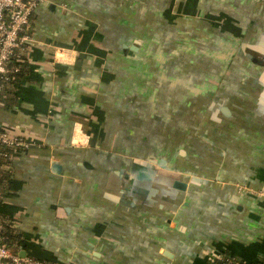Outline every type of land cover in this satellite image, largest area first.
Returning <instances> with one entry per match:
<instances>
[{
    "label": "crops",
    "instance_id": "crops-1",
    "mask_svg": "<svg viewBox=\"0 0 264 264\" xmlns=\"http://www.w3.org/2000/svg\"><path fill=\"white\" fill-rule=\"evenodd\" d=\"M32 19L0 91V130L29 144L0 165L20 255L264 260V0H45ZM155 117L178 155L142 140Z\"/></svg>",
    "mask_w": 264,
    "mask_h": 264
},
{
    "label": "built area",
    "instance_id": "built-area-1",
    "mask_svg": "<svg viewBox=\"0 0 264 264\" xmlns=\"http://www.w3.org/2000/svg\"><path fill=\"white\" fill-rule=\"evenodd\" d=\"M45 0H0V91L9 72L8 64L13 55L23 49L30 41L26 30L30 27L32 17L38 5ZM56 54L66 53L60 46H53ZM23 138L12 136L0 130V156L9 157L10 150L28 148ZM216 258L223 259L222 254ZM0 264H49L34 258L14 253L6 244L0 242Z\"/></svg>",
    "mask_w": 264,
    "mask_h": 264
},
{
    "label": "trees",
    "instance_id": "trees-1",
    "mask_svg": "<svg viewBox=\"0 0 264 264\" xmlns=\"http://www.w3.org/2000/svg\"><path fill=\"white\" fill-rule=\"evenodd\" d=\"M206 24L207 23H205V25ZM27 63H28V58L26 57V55H22L19 51L15 55H13L8 64L9 72L7 73V81H9L10 83L12 80H17L20 76H22ZM219 64H218V67L216 68L219 70V74L221 73V70H223V66H231V62H227V61L219 62ZM203 67H204L203 69L204 72H210L211 70L210 67L208 66H203ZM228 68L229 67H227V69ZM143 117L144 116L142 115L140 116L141 119ZM162 121L163 120L155 117V127L152 128V130L150 128L149 131L141 130L140 132L141 138H143L142 140L144 141L150 140V142H144L145 144L151 143L155 145V146L149 147V149H152V150L154 149V151L155 149H160V150H165L166 152H169V150L172 149L175 152V154L178 155L179 154L178 147L171 146L170 149L168 150L169 148L168 146H164L161 144L165 136H168L169 138V135H168L169 131L164 132L162 129ZM172 139H174V136H172ZM144 151L145 150H143V148L141 147L140 152L145 153ZM4 159H5L4 157L0 156V165H2ZM0 242L6 244L7 247L10 248L14 253L20 254L22 240L18 239V235L10 233L9 231L5 232L1 229L0 230ZM221 253L224 256V258L223 259L216 258L214 261L211 262V264H264V260H260L257 262H246L241 257L239 258L235 253H232L230 250H225V251H222ZM29 258H32V257H29ZM34 259L52 264L44 259H39V258H34Z\"/></svg>",
    "mask_w": 264,
    "mask_h": 264
},
{
    "label": "water",
    "instance_id": "water-1",
    "mask_svg": "<svg viewBox=\"0 0 264 264\" xmlns=\"http://www.w3.org/2000/svg\"><path fill=\"white\" fill-rule=\"evenodd\" d=\"M140 43V41H137V43L136 44H139ZM136 44H134L133 46H131V49H130V53L132 54L133 52H135V51H137L138 50V46L136 45ZM226 111H228L229 112V110L226 108L225 109ZM164 160H161L160 162H158L156 159H153V158H151L150 159V162H153V163H158V164H165V162H163ZM177 186H180V187H182V188H184V186L183 185H179V183L177 184Z\"/></svg>",
    "mask_w": 264,
    "mask_h": 264
},
{
    "label": "rangeland",
    "instance_id": "rangeland-1",
    "mask_svg": "<svg viewBox=\"0 0 264 264\" xmlns=\"http://www.w3.org/2000/svg\"><path fill=\"white\" fill-rule=\"evenodd\" d=\"M208 19H210V18H208ZM214 21H217V20H214ZM217 23H219V22H217Z\"/></svg>",
    "mask_w": 264,
    "mask_h": 264
}]
</instances>
